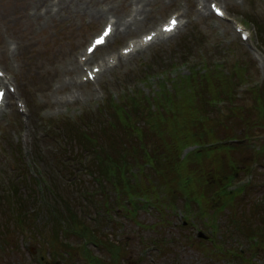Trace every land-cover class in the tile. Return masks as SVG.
<instances>
[{
	"label": "rangeland",
	"instance_id": "obj_1",
	"mask_svg": "<svg viewBox=\"0 0 264 264\" xmlns=\"http://www.w3.org/2000/svg\"><path fill=\"white\" fill-rule=\"evenodd\" d=\"M211 1L224 6L225 18L216 17ZM142 5L137 18L132 0H0V63L17 87L0 109V264H41L43 257L49 261L43 264H264V236L249 232L252 226L264 228V155L235 183H249L242 201L222 211L220 203L210 208L217 213L214 226L185 218L184 209L165 208L159 200L145 208L131 204L129 211L120 207L107 219L106 209L117 207L118 194L111 181L103 178L101 186L95 178L94 152L70 140L73 122L78 120L81 131L84 125L93 130L104 102L140 89L158 91L160 80L189 72L200 56L250 62L251 83L238 97L249 84L264 83V33L255 25L264 20V0H144ZM173 12L183 20L178 31L118 60L94 82H81L84 70L73 64L110 17L119 30L94 53V61L119 54L129 39ZM240 24L247 40L236 30ZM18 100L26 107L19 110ZM240 118L229 119L231 130H241L243 123L234 122ZM250 125L251 131H264V123ZM258 139L256 148L264 145V133ZM125 177L130 185H148L140 175L131 182ZM20 207L23 213H17ZM71 211L77 217L73 228ZM83 224L99 230V245L69 231L82 230Z\"/></svg>",
	"mask_w": 264,
	"mask_h": 264
},
{
	"label": "trees",
	"instance_id": "obj_2",
	"mask_svg": "<svg viewBox=\"0 0 264 264\" xmlns=\"http://www.w3.org/2000/svg\"><path fill=\"white\" fill-rule=\"evenodd\" d=\"M255 22L263 34L264 20ZM213 57L200 56L189 72L163 78L158 82V91L145 93L140 89L119 96L117 101L104 102L99 108L101 113L105 110L100 115L102 120L93 130L92 126L84 125L81 131L75 126L78 120L71 124L70 140L75 139L81 148L95 154L92 161L95 169H91L95 178L101 186L103 178L111 181L118 194L117 207L111 209L108 205L106 209L107 219L116 215L120 207L129 211L131 204L138 209L159 200L164 202L163 207L184 209L185 218L199 217L203 225L209 226L217 215L210 212L215 203L221 204L217 209L222 211L243 200V190L249 183H235L246 177L256 162L254 158L259 160L264 155V145L260 148L254 145L264 131H251L250 125L264 123V83L249 84L245 95L242 92V97L236 96L249 81L250 62L228 56L215 62ZM237 116L241 118L234 122L243 125L240 131H233L230 120ZM248 150L251 153L247 158ZM125 175L130 182L135 175H140V181L148 185H130ZM261 205L264 207V200ZM20 209L17 213H23L25 208ZM70 215L68 225L73 228L77 217L72 211ZM170 222L168 219L165 226ZM83 227L69 231L75 230L84 241L99 245L98 229H87L85 224ZM249 232H257L258 238L264 236L262 225L252 226ZM233 250L224 253L229 255L228 251ZM238 251L243 254V249Z\"/></svg>",
	"mask_w": 264,
	"mask_h": 264
},
{
	"label": "snow or ice",
	"instance_id": "obj_3",
	"mask_svg": "<svg viewBox=\"0 0 264 264\" xmlns=\"http://www.w3.org/2000/svg\"><path fill=\"white\" fill-rule=\"evenodd\" d=\"M213 8L217 12L218 15H224V13L221 12L220 9L218 7H216L215 5H213ZM176 27H177V21H176L175 18H172V20L170 22V25L166 26L164 28V31L168 32V33H171L172 31L175 30ZM110 34H111V27H109V29L105 31L103 37H101L99 40L96 41V44L99 45V44L104 43L105 42L104 38L109 36ZM152 38H153L152 36H149V37H147V40L150 42L152 40ZM4 95H5L4 92L0 91V100H3Z\"/></svg>",
	"mask_w": 264,
	"mask_h": 264
},
{
	"label": "bare ground",
	"instance_id": "obj_4",
	"mask_svg": "<svg viewBox=\"0 0 264 264\" xmlns=\"http://www.w3.org/2000/svg\"><path fill=\"white\" fill-rule=\"evenodd\" d=\"M143 1L144 0H132V2H133V4H135L136 5V7H134V9L136 10V13H137V15H136V17L138 18V17H140V16H142V14L141 13H139L138 11H140V10H143V9H145V5H142V3H143ZM201 1V0H200ZM200 3H202V2H200ZM118 21H115V24L117 23ZM118 30H119V27L118 26H116L115 27V32L117 31L118 32ZM126 30L128 31V30H130V23H126ZM114 35V34H113ZM112 36V35H111ZM255 51V53L257 54L258 53V50H254ZM258 56V55H257ZM261 57V56H260ZM91 58V57H90ZM107 64H108V62H106ZM86 64V63H85ZM81 63L80 62H78V63H76V64H73V69L74 70H78V69H80L81 68ZM108 67H110V65H107L106 66V68H108ZM105 71V70H104ZM103 71V72H104ZM84 75H86V73L84 74ZM73 84H75V83H78V81L77 80H73V82H72Z\"/></svg>",
	"mask_w": 264,
	"mask_h": 264
},
{
	"label": "flooded vegetation",
	"instance_id": "obj_5",
	"mask_svg": "<svg viewBox=\"0 0 264 264\" xmlns=\"http://www.w3.org/2000/svg\"><path fill=\"white\" fill-rule=\"evenodd\" d=\"M51 260V259H50ZM49 262V261H48ZM46 262V259L43 257V258H40V263L43 264V263H48ZM57 263V262H56ZM58 264V263H57Z\"/></svg>",
	"mask_w": 264,
	"mask_h": 264
},
{
	"label": "water",
	"instance_id": "obj_6",
	"mask_svg": "<svg viewBox=\"0 0 264 264\" xmlns=\"http://www.w3.org/2000/svg\"><path fill=\"white\" fill-rule=\"evenodd\" d=\"M199 234H200V236H204V235H203V234H204L203 232H199Z\"/></svg>",
	"mask_w": 264,
	"mask_h": 264
}]
</instances>
